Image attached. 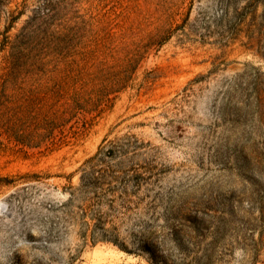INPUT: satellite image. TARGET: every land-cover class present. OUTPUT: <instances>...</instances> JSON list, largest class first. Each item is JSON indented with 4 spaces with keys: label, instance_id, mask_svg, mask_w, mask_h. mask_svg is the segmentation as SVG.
I'll return each mask as SVG.
<instances>
[{
    "label": "rangeland",
    "instance_id": "374dc122",
    "mask_svg": "<svg viewBox=\"0 0 264 264\" xmlns=\"http://www.w3.org/2000/svg\"><path fill=\"white\" fill-rule=\"evenodd\" d=\"M90 169L145 179L128 250L264 264V0H0V264H150L61 224Z\"/></svg>",
    "mask_w": 264,
    "mask_h": 264
},
{
    "label": "trees",
    "instance_id": "16d2710c",
    "mask_svg": "<svg viewBox=\"0 0 264 264\" xmlns=\"http://www.w3.org/2000/svg\"><path fill=\"white\" fill-rule=\"evenodd\" d=\"M99 159L96 154L91 157L87 164ZM116 171L90 169L84 172L80 177V182L75 191L69 195V198L60 207L63 211V218L60 219L64 227L69 224L79 227L80 236L83 240L87 238L92 243L100 240H109L126 252L127 254L146 253L149 256L150 264H162L160 257L151 249V243L146 238L151 224L137 220L133 225L136 231L130 232L131 247L128 250L124 243L117 238L116 228L107 225L111 222L109 218H114L116 214L121 213L123 217L129 218L134 210L139 207L143 199L132 201L131 197L141 189L142 182L145 180L139 175H129ZM79 204L75 205L74 202ZM105 205L107 212H102L101 207ZM153 210V207L146 208V211ZM136 213V212H134ZM178 229L171 228V232H177Z\"/></svg>",
    "mask_w": 264,
    "mask_h": 264
}]
</instances>
